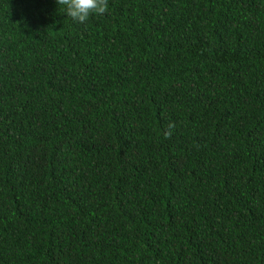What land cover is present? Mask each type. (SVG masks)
<instances>
[{
  "label": "trees",
  "instance_id": "obj_1",
  "mask_svg": "<svg viewBox=\"0 0 264 264\" xmlns=\"http://www.w3.org/2000/svg\"><path fill=\"white\" fill-rule=\"evenodd\" d=\"M0 264H264V0H0Z\"/></svg>",
  "mask_w": 264,
  "mask_h": 264
},
{
  "label": "clouds",
  "instance_id": "obj_2",
  "mask_svg": "<svg viewBox=\"0 0 264 264\" xmlns=\"http://www.w3.org/2000/svg\"><path fill=\"white\" fill-rule=\"evenodd\" d=\"M59 5L65 6V13L73 21L84 24L91 14L104 15L108 11V0H57ZM174 125L169 123L164 130V137L170 138Z\"/></svg>",
  "mask_w": 264,
  "mask_h": 264
}]
</instances>
